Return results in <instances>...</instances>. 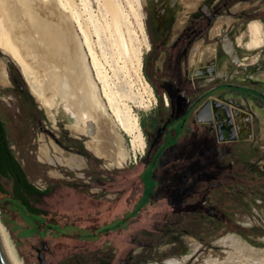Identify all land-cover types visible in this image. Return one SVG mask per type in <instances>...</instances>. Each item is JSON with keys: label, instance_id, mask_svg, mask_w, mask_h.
<instances>
[{"label": "rangeland", "instance_id": "1", "mask_svg": "<svg viewBox=\"0 0 264 264\" xmlns=\"http://www.w3.org/2000/svg\"><path fill=\"white\" fill-rule=\"evenodd\" d=\"M89 1L95 14L100 15L98 0ZM75 2L81 5V0ZM139 2L150 44L149 51L144 49L142 74L156 100L148 108L135 109L140 126L144 124L143 152L133 151L129 137L120 132L128 153L120 166L109 167L104 158L91 153L85 146L91 138L72 136L59 112L54 121L31 92L15 61L0 50L8 79L6 87H0V121L8 150L24 169L28 181L41 191H49L44 198L25 195L22 199L16 179L0 168L1 222L25 264H41L42 254L48 264L186 262L193 241L201 247L197 257L214 251V258L225 262L227 253L232 251L224 249L222 242L230 235L264 250V0H177L175 7L166 8L161 28L155 24L152 1ZM254 23L261 24L263 31L258 47H252ZM74 28L79 34L76 21ZM216 30H222L237 47V55L245 59L249 71L243 76L217 78L208 83L211 74L233 71L214 35ZM198 47L199 51L193 54ZM212 47L215 55L210 59ZM256 51H261L260 56H254ZM121 79L120 83L125 84L127 79ZM166 79L187 82V94L192 95L214 88L218 103L238 114L233 121L225 110H217V120L222 124L228 120L232 123L230 129L239 126L235 138L229 135L232 131L224 129L226 140L216 130V166L226 171L187 194L182 206L198 207L182 213L164 201L146 202L139 209L145 157L155 133L150 122L164 120L170 113L156 96L162 92V81ZM227 84L247 92L224 88ZM194 118L192 115L189 129L180 135L178 145L189 142L194 131L208 136L207 125L196 128ZM43 144L50 146L54 159L64 157L53 144L64 154L82 157L84 168L70 171L65 166L50 165L42 158ZM25 202L44 212L40 218L55 228L51 233L43 237L29 235L33 223L42 220L31 219ZM197 259L188 264H205Z\"/></svg>", "mask_w": 264, "mask_h": 264}, {"label": "bare ground", "instance_id": "2", "mask_svg": "<svg viewBox=\"0 0 264 264\" xmlns=\"http://www.w3.org/2000/svg\"><path fill=\"white\" fill-rule=\"evenodd\" d=\"M125 1L126 5L122 0H98L101 14L97 15L89 0H81L80 6L75 0H0V50L15 61L31 92L52 119L55 121L54 115L59 112L72 136L91 138L85 146L95 156L104 158L109 167L120 166L128 155L120 132L129 137L133 151L145 150V138L135 109L148 108L156 100L142 74L144 49L149 51L150 44L140 2ZM151 1L155 24L161 28L166 8L175 7L177 0ZM74 21L80 28L79 34ZM251 27L252 47H258L263 39L262 26L254 23ZM214 35L233 71L221 70L211 74L210 79L227 80L247 73L249 65L237 55V47L225 33L216 30ZM260 53L256 51L254 56ZM208 55L210 59L215 55V47ZM5 75L4 63L0 61V87L8 84ZM121 77L127 79H124L126 85L120 83ZM58 102H61L59 109ZM230 112L235 121L237 111L232 114L230 109ZM208 121H214V114L199 117V122ZM238 129L235 125L237 134ZM53 145L64 158L54 159L50 146L43 144L41 153L45 162L65 166L70 171L84 168L82 157L64 154ZM0 242L8 264H25L1 217ZM222 244L224 249L232 251L227 253L229 258L225 262L216 260L214 251L197 257L201 247L193 241V250L186 256V262L173 260L166 264H188L195 258L205 264H264V250H258L237 235H230Z\"/></svg>", "mask_w": 264, "mask_h": 264}, {"label": "flooded vegetation", "instance_id": "3", "mask_svg": "<svg viewBox=\"0 0 264 264\" xmlns=\"http://www.w3.org/2000/svg\"><path fill=\"white\" fill-rule=\"evenodd\" d=\"M215 80L217 79L211 80L209 77L208 83ZM162 82V92L155 93L170 113L164 120L158 118L150 122V128L155 133L145 157L139 206L145 199L152 204L164 201L177 212L182 213L198 207L182 206L187 194L204 183L212 182L223 170L226 171L223 167L216 166L218 157L216 130L219 131V137L223 140H226L224 129L232 131L229 134L232 138H235L237 133L234 127L229 128L231 121L225 120L222 124L220 120H217L219 119L217 110H225L229 117L230 110L226 109L225 105L218 106V101L214 97V88L203 89L202 93L192 95L187 94L190 87L187 82L183 83L185 81L182 79H176V81L166 79ZM226 87L247 92L245 88L239 89L232 84H227L224 88ZM202 109H205V114H215L216 119L206 123L199 122L198 113ZM192 115L195 117L193 122L196 128L201 127L200 124L207 125L208 136L202 137L200 133L194 131L189 142L178 145L180 135L189 129Z\"/></svg>", "mask_w": 264, "mask_h": 264}, {"label": "trees", "instance_id": "4", "mask_svg": "<svg viewBox=\"0 0 264 264\" xmlns=\"http://www.w3.org/2000/svg\"><path fill=\"white\" fill-rule=\"evenodd\" d=\"M144 127L143 123L141 124ZM0 168L2 172L11 175L16 179V187L20 197L25 199V195H28L32 198H44L49 195V191H41L33 186L27 179L26 173L22 166L17 160L13 158L12 153L8 150L6 133L3 123L0 121ZM27 212L31 213V219L40 218L44 215V212L39 209H34L31 206L27 205ZM146 203L145 201L141 202L139 209H141ZM41 222L33 223L34 228L29 232L30 236L39 235L40 237L46 236L51 233V230L55 228L49 226L46 220L40 218ZM42 228L44 230L42 231ZM110 231V230H108Z\"/></svg>", "mask_w": 264, "mask_h": 264}, {"label": "water", "instance_id": "5", "mask_svg": "<svg viewBox=\"0 0 264 264\" xmlns=\"http://www.w3.org/2000/svg\"><path fill=\"white\" fill-rule=\"evenodd\" d=\"M261 96L263 97V95H261ZM203 113L205 115V109H202V111H200L198 113L199 117H201L203 115ZM45 251L46 252L48 251V249L46 247H45ZM39 260H40L41 264H48L47 261H46V258H45V256L43 254L40 256ZM0 264H8L7 258L5 256V253H4L2 245H1V242H0Z\"/></svg>", "mask_w": 264, "mask_h": 264}]
</instances>
